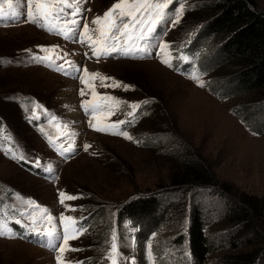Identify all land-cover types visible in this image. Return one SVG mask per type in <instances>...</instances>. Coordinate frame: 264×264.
<instances>
[{
	"label": "rangeland",
	"instance_id": "rangeland-1",
	"mask_svg": "<svg viewBox=\"0 0 264 264\" xmlns=\"http://www.w3.org/2000/svg\"><path fill=\"white\" fill-rule=\"evenodd\" d=\"M13 2L17 14L0 19L4 21L0 22V66L13 65L3 69L2 77L23 80L30 91H23L29 95L23 98V105L9 97L0 99V143L2 138L5 141L4 147L0 144V202L13 212L15 222L20 221L17 225L23 226L16 229L17 237L8 227L1 229L6 233L0 236L3 261L57 264V252L49 247L48 239L31 230L32 218L39 221L41 213L29 202L48 210L55 218L58 235H62L61 215L73 217L78 229L86 226L75 239L69 240V248L75 250L63 254L65 264H111L107 257L113 231L120 255L118 264H193L187 246V227L195 211L205 222L210 241L220 247L207 262L215 264L231 252L223 241L227 231L221 224L227 212L226 200L209 191L197 195L180 193L172 190L169 182L170 174L190 151L193 157L200 154L211 164L219 184L239 196L264 199V136L250 132L232 113H247L250 108L252 120L261 119L262 111L253 101L258 93L221 100L210 89L219 87L214 83L223 75L202 77L199 60L186 68L193 73L181 72L180 62L187 52L202 48L200 59L206 64L219 48L218 40L206 43L200 36L202 25L199 26L197 11L204 0H172L166 19L157 26L159 34L156 28L147 43L146 53L150 55L141 52L142 58H128L120 52L99 60L87 43L80 42L79 33L88 23L95 38L92 20L102 17L117 0H80V15L75 17L80 27L68 40L28 22L27 0ZM258 2L264 9V0ZM181 6L184 11L173 26L172 20ZM70 12L66 10L68 15ZM160 44L169 48L161 53ZM55 46L62 58L48 54L55 61L52 67L33 59L46 55L41 48ZM162 57L171 59V68L161 63ZM57 65H62L66 73ZM84 69L110 79L101 84L97 77L89 81L91 86L86 85L80 79ZM113 82L119 87H112ZM81 89L84 96L80 95ZM93 91L120 102H106L113 114H107V107L96 114V119L90 111L85 112L81 104L92 101ZM130 105L138 107L133 109ZM90 121L106 130L95 131ZM113 124L117 126L109 127ZM125 132L131 140L124 138ZM86 144L90 145L87 151ZM9 147L38 169L12 160V154L5 152ZM59 192L77 199L61 204ZM143 193H159L162 208H169L158 231L147 236L145 245L137 238L138 225L126 222L119 226L117 221L119 208ZM99 207L103 211L94 217L93 211ZM3 222L2 216L0 225ZM36 227L43 230L39 223ZM53 243L60 245L62 241L54 238Z\"/></svg>",
	"mask_w": 264,
	"mask_h": 264
},
{
	"label": "trees",
	"instance_id": "trees-1",
	"mask_svg": "<svg viewBox=\"0 0 264 264\" xmlns=\"http://www.w3.org/2000/svg\"><path fill=\"white\" fill-rule=\"evenodd\" d=\"M197 12L200 14V36L204 37L203 42L216 39L219 48L206 64L204 59H200L202 48L187 52L191 63L182 66L181 72L193 73L186 68L196 65V60H199L202 77L223 75L221 77L224 78L214 83L219 87L210 89L221 100L258 93L253 101L257 103L255 107L262 111L261 119L254 122L249 115L250 108L247 113L235 110L232 113L250 132L264 136V9L258 0H204L198 5ZM159 30L160 26L158 32ZM9 67L13 65L0 66V99L9 97L23 105L26 103L23 98H29L23 91H30V87L22 83L23 80L18 82L13 77L3 79L2 71ZM0 144L4 147L5 141ZM187 152L188 156L170 174L172 190L192 195L209 191L226 200L227 212L221 224L227 231L224 236L226 240L223 241L231 252L225 253L215 264H264V199L247 194L239 196L226 185L219 184L211 164L200 154L195 158L194 153ZM20 163L35 169L26 161ZM5 211L12 212L5 207L4 202H0V213ZM102 211L101 207L96 208L92 215L97 217ZM168 212V207L162 208L159 193H143L119 208L117 221L119 226L126 222H131L134 227L138 225L140 232L136 233L137 238L141 245H145L147 236L158 231L160 220ZM84 224L82 220L81 225ZM85 227L84 225L83 228ZM15 229L22 228L17 225ZM206 229L201 215L195 211L187 227V246L193 264H207L209 257L220 248L210 241ZM179 240L182 241V237ZM0 264H6L1 257Z\"/></svg>",
	"mask_w": 264,
	"mask_h": 264
},
{
	"label": "snow or ice",
	"instance_id": "snow-or-ice-1",
	"mask_svg": "<svg viewBox=\"0 0 264 264\" xmlns=\"http://www.w3.org/2000/svg\"><path fill=\"white\" fill-rule=\"evenodd\" d=\"M80 0H27L26 4V18L30 23L37 24L39 27H44L46 31L53 35L63 36L64 39H72V33L78 27L80 22L75 18L80 15L79 11ZM172 0H117L112 7L106 11L102 17H96L92 20V24L95 25L94 31L97 35L93 38L90 32L88 23L82 26V30L79 33V40L81 43H87L92 49V55L100 59L101 56H107L112 53L122 52L124 55H134L137 52L146 53V46L148 41L151 39L152 34L155 32L158 24L166 19V9ZM17 5L14 4L13 0H0V19H7L9 16H15ZM66 10H71L70 15L66 13ZM184 11L181 6L175 14V19L172 20L173 26L179 22L180 17ZM160 52L163 53L169 48L167 44H160ZM40 51L46 53L45 56H33L34 60H39L46 66L52 67L55 63L50 53H54L56 58H62L59 55L58 46L52 48H41ZM150 55V53H146ZM169 53V57H170ZM182 59H186L182 57ZM71 66V61L67 62ZM161 63L167 67H172L171 59L168 57H162ZM60 71L65 72L66 70L62 65L56 66ZM84 76L80 77L81 83L89 85V81H94L97 77H100L101 84L105 80L110 78L101 77L99 73H88L87 69L83 70ZM87 77V80L84 79ZM194 79H196L194 77ZM91 86V85H89ZM108 86V85H104ZM112 87H119V84L113 82ZM203 87V85H200ZM127 88V86H125ZM80 95L84 96L85 91L81 89ZM92 101H86L81 104V107L85 109V112H91L93 119H96L98 112H103L104 109L108 108V115L113 114V109L110 105L106 104L107 101H112L115 104H119L114 97L100 96L95 91L92 92ZM131 108L135 109L138 105H130ZM95 131H105V128L95 127L91 124ZM117 125L113 124L109 127L115 128ZM63 127H67L66 125ZM124 138L131 140L132 138L125 132L122 133ZM54 143V140H50ZM90 145H84V150L87 151ZM39 166V162H37ZM59 202L64 204L66 200L77 199L75 196L67 195L64 192H59ZM29 206L39 209L41 215L40 220L37 221L35 217L32 218L31 223L34 232H37L42 238L46 237L49 242V247L56 250V261L57 264H65L63 254L66 251H73L70 249L68 242L71 239H75L78 234L84 231L83 228H77V221L71 216L61 215L59 217L60 226L62 228V235H58L57 226L55 224V218L48 213L47 209L40 208L39 205L34 202H29ZM20 223V221H16ZM43 227L40 231L37 224ZM47 225V227H44ZM6 233L0 230V236H4ZM60 239L62 243L56 245L53 243V239ZM111 251L108 253V259L111 264H118L120 255L118 252L117 236L115 231L112 232ZM70 264V262H69Z\"/></svg>",
	"mask_w": 264,
	"mask_h": 264
}]
</instances>
